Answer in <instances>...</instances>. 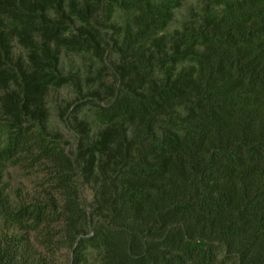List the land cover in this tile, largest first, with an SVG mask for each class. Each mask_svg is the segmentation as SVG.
<instances>
[{
	"label": "trees",
	"instance_id": "trees-1",
	"mask_svg": "<svg viewBox=\"0 0 264 264\" xmlns=\"http://www.w3.org/2000/svg\"><path fill=\"white\" fill-rule=\"evenodd\" d=\"M186 2L0 0V264H264V0Z\"/></svg>",
	"mask_w": 264,
	"mask_h": 264
},
{
	"label": "rangeland",
	"instance_id": "rangeland-1",
	"mask_svg": "<svg viewBox=\"0 0 264 264\" xmlns=\"http://www.w3.org/2000/svg\"><path fill=\"white\" fill-rule=\"evenodd\" d=\"M196 0H187L186 7L178 14L177 18L180 19L184 10L189 6L195 4ZM177 27V23L174 24ZM4 182L8 185V191L14 193L19 190L21 194L27 195L35 191V184L38 182L37 177L30 173L22 172L18 169L10 170L8 175L4 178ZM60 264H67L64 257H60Z\"/></svg>",
	"mask_w": 264,
	"mask_h": 264
}]
</instances>
